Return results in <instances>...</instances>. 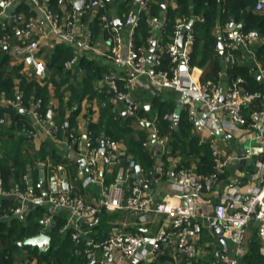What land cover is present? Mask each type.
Listing matches in <instances>:
<instances>
[{"label":"crops","instance_id":"1","mask_svg":"<svg viewBox=\"0 0 264 264\" xmlns=\"http://www.w3.org/2000/svg\"><path fill=\"white\" fill-rule=\"evenodd\" d=\"M110 2V4L106 7L107 13L114 18V20H121L119 15V10H117V4L115 3L116 0H107ZM258 1V0H257ZM256 1V3H257ZM150 4L160 5L159 10H157V14L153 13L152 11H149L147 19H155V21H152L149 23L151 26H153V35L152 39L157 40V46L156 49L159 50L158 55L161 57L164 51V45L161 44L162 39V27H164V22L166 21L167 16V7L176 9L177 3L175 0H150ZM21 4H25L28 6L30 11L32 12L31 16H34L36 20L39 22L38 27H47V22L44 20L43 15L38 12L36 8H34L32 2L30 0H16L14 3L9 5L8 7L1 5L0 8V19L1 20H9L11 21L12 18L9 16L12 13H17L19 15L18 21L23 23L26 22L28 16L25 9L20 8L18 9V6ZM77 7V4H76ZM58 10H62L64 7L61 6V4H58L56 7ZM150 10V9H149ZM264 14V10L262 11ZM101 14L102 10L94 9V11L89 12L88 14H83L82 17V24L83 26L80 29L79 32V40L84 41L86 40V33L88 32L89 28L93 31V37H92V43L93 45L98 48L99 50H107L108 49V30L103 27V24L101 22ZM198 18H201L198 17ZM183 21V18H178V22L176 26ZM196 21V19H195ZM236 26L232 28V24L228 22L226 25H223L221 22H216L214 30L212 31L213 36H217L219 39L222 36H225V34L228 33V31L231 30H241L243 24L239 21H235ZM186 22V21H185ZM121 31L125 35L126 31L128 30L127 25L125 24L123 27L122 25ZM48 28V27H47ZM123 28V29H122ZM45 29V28H44ZM256 32V31H251ZM42 33V32H39ZM258 33V32H257ZM4 33L0 34V37ZM191 34L192 35V43L194 42L195 33L194 30H190L187 32L186 37ZM255 36V35H254ZM37 38L40 37V34L36 35ZM175 40V38H174ZM170 41V43L174 42ZM18 33L16 36H13V39L10 44L8 45H2L0 43V46H2L4 49L5 47H8L9 50L6 52L10 53L11 61L9 63V68H18V65L21 64L22 68L19 69L18 73H21L26 76H30L34 78L39 84L45 85L46 80L45 77L47 75V69L45 73L41 74L38 72L35 67L30 63L29 58L22 53H19L15 50V46L19 43ZM150 41V42H151ZM41 45V49L38 52V55L41 60H43V55L45 52L52 50L56 44H66L69 47H72L73 49V56L75 54L79 55V58L86 56L89 58H94L96 60L102 59L104 64L108 65V69L110 74L106 79L97 81L96 87L101 91H104L106 88L109 87L111 90V82L110 78L112 76H120V75H126L128 74V78L132 75L131 71L128 69V67L121 66L118 67L116 64H114L111 60L106 59L103 57L99 52L95 50H86L83 48V46L79 45H70L64 42H61L58 38L55 36L44 39ZM125 43L127 40L124 41ZM264 42V37L258 33L257 36H255V39L249 49H247L243 44L237 43V45H243V49L237 56L235 55V59L239 60L241 64L253 66V69L255 70V77H257L258 82H253L251 86L255 89L257 87L260 90H264V78L260 75V68L263 67V61L260 60L256 55V49L261 46V44ZM200 47H204L207 45L204 40H199ZM198 43V45H199ZM151 45V43H150ZM193 45L191 46V51L193 49ZM127 43L125 44V48H127ZM207 47V46H206ZM216 50L219 51L217 53L218 59L221 62L222 65H226L221 61V54H220V48L219 45L216 47ZM146 54L148 55L150 53V49H145ZM212 52V51H211ZM203 49L197 50V53L195 54L194 58H191L192 61V74L193 79H195L197 82L202 86H209L212 83H218V85L222 88V90H227L232 82L230 83L228 79H226V71L224 69L219 70V73L217 74L216 81H214L212 78L204 77L206 69L209 67V64L204 61L205 59L203 54ZM207 54H210V51L206 52ZM191 55V53H190ZM76 62V63H77ZM102 62V63H103ZM257 68V69H255ZM17 73V74H18ZM8 75H11V70L8 72ZM77 75L79 77L82 76V73L79 71L77 72ZM14 84L16 88V92H14V95L16 97H10L5 94V92H2L0 95V105L7 106L8 109L11 110H20L22 113L27 115L29 117V120L31 121V126L28 128V130L24 131L28 135V143L25 142L24 150L26 151L25 155L28 159L27 164V173L23 177H21L20 180L16 179L14 175L8 177L5 179L4 176L0 175V207L3 210V215L6 212H10L12 208L18 207L21 205V199L16 194V186L17 184L23 186V189H27V192H29L31 195L43 193L44 191H48L52 193V187L54 186V178H56V188L58 192H62V182L64 181V176H67V181L70 187V192L73 195H78L85 199L87 202L93 204L98 203L101 199V183L103 182L104 185L109 186L112 183H115L118 180H123L122 187L127 189L131 186H138L139 189H141V194L143 195H150L153 200L156 203L163 202L165 200H171L174 203H183L185 198V193H182L176 188H173L174 183H181L182 179L178 177L180 171L175 170V167L180 164L182 161L181 156H172V155H165V150L167 146V140L168 135H159L158 134V127L156 121L158 120L157 115V108L158 106L153 105V97L158 98L160 101L165 102L164 107V114L163 116L166 118L167 121H169L172 125L173 132L179 129V119L181 118L180 115H177L176 111L178 109H181L183 111H186V116L190 119L192 123L191 133L195 135L201 136V141L203 139H207L209 137L216 139V147L219 151H221L223 154H236V153H242V148H246V143L248 141L251 142L252 138V130L249 127V125L242 126L238 129L229 131L224 124L222 123L224 118L226 116H216L215 119H212L211 117L206 116V109L204 108L202 112L198 113L195 110L196 103L194 101L188 102V103H180V97L181 92H177L176 90L172 88H162V90H159L155 93L151 92L150 90L143 88L140 85H134L130 89V96L129 98L134 103H137L138 105H143L146 108V111L142 118H140L139 122L135 123V126H133V130L135 131L134 136L135 138H141L142 135L146 136V142L145 146H149L153 149L154 155H155V161L153 164H151L149 168H144L140 162L132 155L130 152V149L128 148L127 144L124 140L119 139V137L115 138V140L119 141V160L106 164L102 160H99L96 166L97 170V177L99 181H93L91 182L89 177L90 174L87 172L86 167H82L79 161L83 158H86V148L81 143H75L73 145L71 135H74L81 139V141L85 138V135L89 133V135L93 138V141L96 140V136H98V139L100 138L101 141L110 138L109 136H104V131L99 132L98 130L105 127L104 122L106 123L107 118L106 115L109 114L110 110L111 113L115 114L116 116H122L124 118H127L130 114L127 112L128 105L122 101H119L115 99V97H109L108 99L104 97L102 98L97 97V95L90 97L87 95L84 97L78 114L73 118V126L71 133H67V130H69V127H67V124L69 125V118L71 115V112L73 108L78 107V103H75L73 108H69L65 106L66 103H62L61 100L57 97L55 93V85L53 83L49 82L47 85L49 93L52 95L50 106L53 108H56V111L49 110L47 113V119H52L53 114H58L60 119H64L65 121V127H59L58 122L53 120L57 125V130H53L52 127H50L48 124H43L37 120V117L34 115L33 108L34 106H31L29 108L23 106L24 104L20 102V95L21 91L19 90V78L14 77ZM65 89L63 100L65 101L70 96V91L67 89V85L63 86ZM252 90L249 92L250 94H257L254 93ZM250 89V88H249ZM243 90V89H242ZM261 92V91H258ZM99 93V94H100ZM105 94H107L105 92ZM106 96V95H105ZM107 99V100H105ZM110 102V108L104 107L105 102ZM262 102V101H261ZM8 105H12V108H9ZM62 105V107H61ZM264 105V104H263ZM258 106L252 103L246 104L242 108V114L246 117L248 122H252L255 119H259L258 117H255L253 112L255 110H258ZM262 109V108H261ZM208 114V113H207ZM122 121V120H121ZM0 122L3 123L1 125L0 129L6 130V136L7 138H15V136H12V132H9V129L11 128V124L13 123L12 115L9 111H4L3 115L0 116ZM93 123V127L92 124ZM100 123V124H99ZM149 123L152 125L150 126ZM100 127V128H98ZM98 128V129H97ZM241 129L246 130L244 134L238 135L237 131H240ZM55 131V132H54ZM8 132V134H7ZM99 132V133H97ZM142 132L144 134L139 135V133ZM251 132V133H250ZM16 134V133H14ZM19 134V133H17ZM94 134L96 136H94ZM154 135L157 136V142L154 143ZM5 136V138H6ZM95 138V140H94ZM250 138V139H249ZM99 139V141H100ZM7 140V139H6ZM253 142V140H252ZM4 144V143H2ZM0 145V151L3 153V150L1 149ZM43 144H48L50 147V150L53 151L51 154H49L45 160H40V156L38 155L39 150L43 146ZM101 144V143H100ZM4 149V148H3ZM247 149V148H246ZM246 152V151H245ZM258 155V156H257ZM263 154H255L250 159H236L234 161H231L228 163L225 167L221 168L218 172L217 169H215L214 165V172L211 173H204L199 172L197 169V166L199 165V162L201 161V157H197L196 154L191 155L190 158V165L188 168H182L184 170H187L188 172L197 175L199 178H203L205 176L211 175L213 173H218V179L213 183L212 188L210 190H204L199 195V198L205 201L204 210L208 213H212V208L214 207L213 204L218 202L220 198L224 195L231 192L232 188H238L241 192H245L248 190L255 191L259 187H262L263 181L259 179L258 174H256L258 171L255 169L256 162L255 158L258 159L260 156L262 157ZM223 157V156H222ZM131 160H134L136 162V166H141L142 175L137 176V172L135 171V167H133L130 172L125 173V175L120 177V169L121 168H127L129 165V162ZM78 163V167L76 169L75 176H70L68 173V165L74 163ZM215 161V160H214ZM41 162H46V166H42ZM165 164H168V168L165 167ZM82 167V168H81ZM181 169V171H182ZM153 174L155 176H153ZM27 176V179L25 178ZM148 179L147 182H144L143 180ZM78 183H76V181ZM39 182L42 183L41 187H37V184ZM57 195V194H53ZM43 204L34 205L33 203H28L26 207V212L22 213V215H11V216H19L20 218H26L27 215H29L30 211ZM45 206V205H43ZM47 210H45L41 223H43V219L48 214V211L50 209L45 206ZM62 215L64 218H66V223L64 228H74V225H71L73 220V213L69 211L68 209L64 208H58V210L54 213L55 215L59 214ZM101 215L109 219V227L107 226H100L99 221ZM11 216H3L2 219H9ZM167 217L164 214L160 213H148L147 220L145 222H142L139 220V216L132 212L131 210H125V209H112L108 210L107 208L103 209L101 213L94 218V220L88 224L87 226H80L82 228V236L84 238V244L83 248L81 249L84 252V255H86L89 258L91 257V253H94L95 262H101L102 264H141L139 261H137L135 258H119V252L113 251V253H105L104 251L100 249H95L94 252H89V245L87 244L88 240H95L97 242H102L112 236L113 233L118 231H123L126 233H140L145 238V244L143 247L149 248V246L152 244V240H154V237L156 236V233L160 226L163 223L170 224ZM200 223L201 229L198 234V237L196 239L197 246L199 249V253L194 258H188L180 255L177 252L175 238H172L171 241L164 246L160 252V254L157 256L156 259H152L149 264H218L219 263V256L221 253H229L231 254L234 249V245L227 240L224 237V240H221L220 237L217 235V233L212 229V226L208 222V220L205 217H202L198 221ZM94 225V226H93ZM106 228V229H105ZM257 230V229H256ZM41 232V231H40ZM253 230L251 227H249L245 233L244 237V246H245V252L247 247L250 245V238L253 236ZM262 246V245H261ZM38 249V248H37ZM26 249H23V252H26ZM78 252V251H77ZM261 252L264 254V252L261 250ZM109 254V255H108ZM245 254V253H244ZM135 259V260H133ZM38 259L36 257L27 259L23 261L20 264H38ZM13 264H17L14 262ZM46 264V263H44ZM90 264V262H89Z\"/></svg>","mask_w":264,"mask_h":264},{"label":"built area","instance_id":"2","mask_svg":"<svg viewBox=\"0 0 264 264\" xmlns=\"http://www.w3.org/2000/svg\"><path fill=\"white\" fill-rule=\"evenodd\" d=\"M16 0H0V5L8 7ZM34 6L43 15L44 20L47 22V27H38L40 24L34 16H28L23 27L12 26L11 30L18 31L19 43L14 47L19 53L25 54L30 63L39 72L45 73L47 65L40 59L38 52L41 49V45L46 37L51 38L55 36L61 42L81 45L86 50H95L99 52L106 59L111 60L118 67L125 66L131 71L132 75L126 80V91L119 89L115 76L110 78L111 90L115 92V99L124 102L126 99H130V89L134 85H140L143 88L155 93L162 88H172L177 92L184 90H190L201 97L204 101V107L208 114H214L218 116H226L223 120L224 126L229 130H235L242 126L249 125L252 132H254L251 138L254 144H250L249 149L254 147L264 148V134L261 129L264 126V108L258 109L253 112L255 119L252 122H248L244 114H242V108L256 98L262 101L264 104V93L250 94L242 90L241 84L244 82V78L238 76L234 79L231 86L227 90H222L218 83H212L209 86H202L199 81L193 79L192 74V61H191V46L192 35L183 37L184 46H178V38L182 34V28L185 26V19L177 25L176 37L174 42L170 43L166 51L169 55L171 62L175 65L172 72L167 70L158 71L157 67L161 65L160 56L156 53H149L152 55L151 61L148 62V55L144 50L136 49L133 45V34L137 25V14L146 7L148 0H136L138 10L131 11L125 20V24L128 27L126 34L121 31V27L115 24L114 18H112L106 10L107 0H83L81 11L76 7V4L80 0H60L62 10H56L48 5L49 0H30ZM124 1V0H116ZM257 10H264V0H258L256 3ZM94 9L102 10L101 22L103 27L109 32L107 37L108 49L99 50L92 43L93 31L89 28L86 33V40H79V32L82 24V15L88 14L94 11ZM10 18H19L17 13H12ZM148 23L155 21V19H147ZM0 25L2 28L10 26V21L1 20ZM45 28V29H44ZM42 32V33H39ZM40 34L37 38L36 35ZM239 37L241 44L247 49L253 43L255 36L253 32L244 33L241 30L238 33L235 30L228 31L225 36H222L220 40L224 44V61L232 64L235 61L234 50L237 47L236 38ZM13 37L10 32H5L0 37V43L2 45H8L11 43ZM125 40H127V48L125 47ZM79 58L78 54H75L71 59L67 60L64 65L70 69L76 64ZM260 75L264 77V67L260 68ZM223 98V99H222ZM131 100V99H130ZM139 105L132 101L131 105H128L127 112L130 115H135ZM34 115L37 120L43 124H48L53 130H57V125L52 119L43 118L37 111H34ZM55 132V131H54ZM73 145L75 143H81L86 148V160H87V172L90 174V181H99L97 177L96 166L99 160H102L106 164L114 163L119 160V141L108 138L103 140L105 143V152L101 153V144H94L93 138L88 134L81 141L75 135L70 136ZM210 143L215 157V169L217 172L225 167L231 161L239 158V154H223L216 147V139L209 137ZM250 139V138H249ZM255 154H263L258 152ZM254 154L249 150L242 159H250ZM223 156V157H222ZM258 156V155H257ZM256 166L258 168L259 179L263 181L262 187H259L255 191L248 190L241 192L240 189L232 188L230 194H224L218 202H216L212 208V213H208L204 210L205 201L199 198V195L204 190H210L213 183L218 179V173H213L205 177H197L187 170L182 169L178 177L182 179L181 183H174L173 188L178 189L182 193H185L183 203H174L171 200H165L160 203H156L150 195L141 194V189L134 185L125 189L122 187L123 180H118L109 186L101 183V199L98 203H89L78 195H73L70 192L69 184L67 186V192H48L31 195L27 192V189H23L22 186L17 184L16 194L21 199V205L10 209V212L4 214L5 217L11 215H22L26 212L28 203L34 205L43 204L47 206L50 211L43 219V229L40 233H47L50 228V224L54 220V213L58 208L68 209L73 213V220L71 225H74L75 232L72 234L74 241L79 240L82 234V228L80 224L90 223L97 217L101 211L105 208L112 209H125L131 210L139 216V220L145 222L147 220L148 213H160L164 214L170 222V224L163 223L158 229L152 244L149 248L143 247L145 244V238L140 233H126L118 231L112 234L109 238L102 242L88 240L89 252H94L95 249H100L105 253H113V251L119 252V258H135L141 264H149L152 259H156L160 254L162 248L168 244L172 238H175L177 252L188 258H194L198 255L199 249L197 246V237L200 232L201 226L198 222L200 218L205 217L211 226L218 225L222 228L224 237L229 240L234 249L231 254L221 253L219 256L218 264H239L240 256L245 253V246L243 244L245 233L251 222L257 224V234L262 241L261 250L264 252V157H258L256 159ZM42 166H46V162H41ZM136 166V162L131 160L127 168L120 169V177L123 178L125 173L128 174L130 170ZM27 179V176H25ZM147 182L148 179L143 180ZM63 183V182H62ZM192 183V184H191ZM56 185V181L53 182ZM42 183L39 182L37 187H41ZM57 186V185H56ZM62 190V189H61ZM57 194V195H53ZM39 233V234H40ZM94 256V253H91Z\"/></svg>","mask_w":264,"mask_h":264},{"label":"trees","instance_id":"3","mask_svg":"<svg viewBox=\"0 0 264 264\" xmlns=\"http://www.w3.org/2000/svg\"><path fill=\"white\" fill-rule=\"evenodd\" d=\"M175 1L177 3L176 9L167 7V16L163 25L164 27H162L161 39V44L164 45V51L160 57L161 65L157 67V70L172 72L175 65L171 62L166 49L169 46V42L173 41L176 37V24L178 18H184L186 21L185 26L182 28L184 37H186L187 32L190 30H194L195 33L191 58L195 57L198 49H203V54L205 56L203 62L206 61L209 64L204 77L207 78L210 76L208 78L214 80L219 70L224 69L226 71V79H228L230 83L233 82L234 79H237L238 76L243 77L244 82L241 84L242 89L244 92L249 93L253 88L251 84L255 81L258 82L257 77L254 75L255 70L253 66L243 65L237 59H235L232 64L226 63L225 66L222 65L217 56L219 51L216 50L220 39L217 36H213L212 31L214 30L216 22H221L223 25H226L233 18L235 21H239L243 24L242 32L249 33L250 31H256L264 37V14L262 12L263 10H257V0ZM149 2L150 0L147 1L146 7L142 8L137 14V25L132 41L136 49L144 51L151 47L150 41L154 29L147 21L148 13L152 11L157 14V10L160 8L159 4L154 5ZM47 3L49 7L58 10L56 7L60 4V0H49ZM115 3L117 4V10H119V17L123 27L127 15L131 11L138 10V5L136 4V0L115 1ZM109 4L110 2L107 1V6ZM20 8L25 9L27 16L32 15V12L25 4L19 5L18 9ZM200 16L201 18H198ZM192 20H194V22L190 24ZM12 26L23 27L24 23L19 22L17 17L12 18L9 27L2 28L0 25V34L10 32L12 37L16 36L18 31L11 30ZM199 40H204L205 43H207V47L204 46L201 48ZM243 48H245L243 45H237L234 50L235 55L237 56L239 53L244 55L241 51L246 50ZM207 51H210V54H207ZM154 52L158 54L160 49H156ZM256 55L263 61L262 65L264 67V42L256 49ZM72 56V47L63 43L56 44L52 50L45 52L42 59L45 65H47V75L45 77L46 84L41 85L34 78L18 73L19 69L22 68L21 64L18 65V68L10 69L8 66L11 61L10 53L6 52V50L0 46V95L2 92H5L7 96L16 97V95H14V92H16L14 77H17L19 78V90L21 91L19 97L20 102L27 108L34 106L33 111H38L43 118H46L49 110L56 111V108L50 106L52 95L47 88L49 82L53 83V85H55L57 97L63 104L66 103L65 106L71 109L75 103H78V107L73 108L69 118V130H67L69 135L73 126V118L78 114L80 105L85 96L88 95L90 98L97 95V97L100 96L102 100L104 97L107 99L109 97H115V92L110 90L109 87L104 91L102 90V93H100L101 91L96 87L97 81L106 79L110 74L108 65L104 64L102 59H88L84 56L80 58L72 68L68 69L65 67L64 63L71 59ZM10 70L11 75H8ZM79 71L82 73L81 77L77 75ZM127 79V73L126 75L115 76V81L120 90H127L125 88ZM65 85H67V89L70 91V96L64 101L63 95L65 89L63 86ZM259 88L261 87L253 88V92L264 93V90H260ZM105 92L107 94H105ZM153 98V105L158 106L156 115L158 116V120L156 121L158 134L162 136L168 135L164 157L167 155L181 156L182 161L175 167V170L181 171L182 168H188L191 155L196 154L197 157H201V161L197 166L198 171L204 173L214 172L215 157L213 155L210 138L201 141L200 135L198 136L191 133L192 123L186 116V111L183 110L179 113L181 116L179 119V129L173 132L171 123L163 116L165 112L163 107L165 102L160 101L156 97ZM253 104L258 106L259 109L264 108L261 100L254 99ZM104 105V107L108 109L111 107L110 102H105ZM4 111H9L12 115L13 123L11 124L9 132H12V136H15V138H7L6 130L0 129V145L4 143L1 146L3 153L0 151V175L4 176L5 179L14 175L16 179L20 180L21 177L27 173L28 159L25 155L26 151L24 150V146L25 142L28 143L29 138L24 131L28 130L31 126V121L29 117L20 110H11L8 109L7 106L0 105V116L3 115ZM145 111V106L139 105V109L135 115H129L127 118H124L119 115L116 116L111 113L110 110L109 114L106 115L107 121L106 123L104 122V129L101 128L98 131H104V136H109L113 139L119 137V139L124 140L132 155L146 169L151 167L150 165L154 163L155 155L151 147L145 146L146 136L142 135L144 133H139V135H142L141 138H135V131L133 130V126H135V123L139 122ZM52 119L58 122L57 124L59 127H65L64 119H60L58 114H53ZM1 125H3V123L0 122V127ZM91 125L93 127V123ZM94 136L96 135L94 134ZM99 139L98 136H96V140L94 138V144L100 145L102 141L101 139L99 141ZM51 152L53 151L50 150L48 144H43L38 152L40 160H45ZM262 157H264V154ZM168 166V164H165L166 168H168ZM77 167L78 163L75 161L68 165V173H71V175L69 173L70 176H75ZM153 176L155 175L153 174ZM76 183H78V181H76ZM45 210H47L45 206L40 205L33 208L24 219L19 216H11L9 219H2L4 215L0 207V264H13L14 262L20 264L34 257L38 259V264H89V258L84 255V252L81 250L84 247L83 236L81 235L79 240L74 241L72 239V234L75 232V227L65 229L66 218L60 215V213L55 215L53 222L49 226L50 228L47 230V233L51 236L50 249L40 253L37 248H33L30 245H19L23 239L38 235L43 229L41 219ZM100 219H102L99 221L100 226L109 227V219L104 218L102 215ZM87 225L88 224L83 222L80 224L81 227ZM249 227L253 230V236L249 239L250 245L246 249L245 254L240 256L239 264H264V254L261 252L262 241L259 239L256 230L257 224L251 222L248 228ZM23 249L27 251L23 252ZM94 264L102 263L95 262Z\"/></svg>","mask_w":264,"mask_h":264},{"label":"water","instance_id":"4","mask_svg":"<svg viewBox=\"0 0 264 264\" xmlns=\"http://www.w3.org/2000/svg\"><path fill=\"white\" fill-rule=\"evenodd\" d=\"M82 5H83V0H80L77 2V9L79 11H81L82 9ZM231 24H232V28H234L236 26L235 22L233 21V18L231 19ZM194 22V20H192L190 22V24H192ZM115 24L120 27L122 25V22L121 20L117 19L115 20ZM190 27V26H189ZM231 28V30H232ZM236 33H238V30H235ZM254 35L257 36L258 33L257 32H254ZM184 35L183 33L179 36L178 38V46L182 47L184 46L183 44V38ZM236 41L241 44L240 40H239V37L236 38ZM156 46H157V40H153L151 41V47H150V53H153L155 50H156ZM219 48H220V54H221V61L223 63H225L224 61V55H225V51H224V44L222 43V41L220 40L219 42ZM5 49L8 51L9 48L8 47H5ZM151 57L152 55L149 54L148 55V62L151 61ZM257 69V68H255ZM41 74H43V72L39 71ZM262 77V76H261ZM264 78V77H263ZM180 103H188V102H191V101H194L196 103L195 105V110L200 113L202 112V110L205 108L204 107V101L201 97L197 96L196 93L190 91V90H184L181 92V97H180ZM223 99V98H222ZM257 100H259V98H256ZM125 103L127 105H131L132 101L130 99H126L125 100ZM9 108H12V105H8ZM181 109H178L176 111L177 115H179ZM206 116L207 117H211L212 119H215L216 118V115L214 114H207L206 113ZM149 125L151 126L152 124L149 123ZM67 127H69V125L67 124ZM261 131H263V134H264V126L263 128L261 129ZM158 140H157V136L154 135V143H156ZM242 153H239V159H241L242 157H244L246 155V152H248L249 150L254 154V153H258V152H262L264 154V148H260V147H254V148H251V149H245V148H242ZM246 151V152H245ZM100 152L101 153H104L105 152V143L104 141L101 142V149H100ZM255 161H256V158H255ZM79 163L81 164V166L84 168L86 167L87 165V160L85 158L81 159L79 161ZM81 167V168H82ZM255 169L258 170L257 166H255ZM135 171L137 172V176H141L142 175V172L141 171V166L140 165H137L135 166ZM54 181H56V178H54ZM192 184V183H191ZM67 186H68V181H67V176H64V181L62 183V191H65L67 192ZM57 188L56 186L54 185L52 187V191L53 192H57L56 191ZM212 229L217 233V235L220 237L221 240H224V234H223V230L221 227H219L218 225L216 226H212ZM153 241V240H152ZM24 244L26 245H30L32 246L33 248H38L39 252H44V251H47L48 249L51 248V236L48 234V233H40L38 235H34V236H31V237H27L25 239H23V241L19 244L20 246H23ZM109 255V254H108ZM135 260V259H133ZM90 264H94L95 263V257L94 256H91L90 257Z\"/></svg>","mask_w":264,"mask_h":264},{"label":"rangeland","instance_id":"5","mask_svg":"<svg viewBox=\"0 0 264 264\" xmlns=\"http://www.w3.org/2000/svg\"><path fill=\"white\" fill-rule=\"evenodd\" d=\"M245 132H247V131H246V130H244V129H241L240 131H237V134H238V135H241V134H244ZM250 133H251V132H250ZM251 134H252V137H253V135H254V132H252ZM254 141H255V140H253V142H252V140H251V142H250V141H248V142L246 143V145H245V146H246V148H247V149H249V147H250V144H252V143L254 144ZM246 148H245V149H246ZM247 248H248V247H247Z\"/></svg>","mask_w":264,"mask_h":264}]
</instances>
